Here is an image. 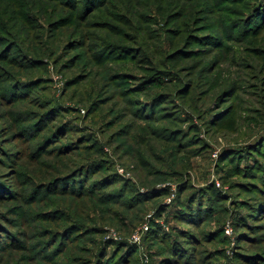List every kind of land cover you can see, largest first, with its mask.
<instances>
[{
    "label": "rangeland",
    "instance_id": "obj_1",
    "mask_svg": "<svg viewBox=\"0 0 264 264\" xmlns=\"http://www.w3.org/2000/svg\"><path fill=\"white\" fill-rule=\"evenodd\" d=\"M261 7L0 0V264H264Z\"/></svg>",
    "mask_w": 264,
    "mask_h": 264
},
{
    "label": "trees",
    "instance_id": "obj_2",
    "mask_svg": "<svg viewBox=\"0 0 264 264\" xmlns=\"http://www.w3.org/2000/svg\"><path fill=\"white\" fill-rule=\"evenodd\" d=\"M103 2H104V0H103ZM256 12V11H255ZM263 13H264V9L261 7V9H260V12H258L257 14H255V15H253L249 20H248V22L247 23H243V25L245 26L244 28H241V31H242V29H243V35L246 37V36H254V35H258L261 31H263L264 30V15H263ZM242 22H238V24L237 25H235L234 23V25H231V27H229V31L231 32V33H234V32H237V31H240V25H242L241 24ZM254 25H256L255 26V28H253L254 27ZM244 30H246L245 32H244ZM224 34H225V36H227L226 35V33L224 32ZM227 34H228V32H227ZM228 38H229V35L227 36ZM153 79V81H151L152 83H154L155 84V78H152ZM158 82V81H157ZM215 193V192H214ZM199 203V201H197V200H195V201H193L192 203H190V205H189V207H188V209H189V213H188V216H190V217H192L191 219L193 220V221H197L198 219H203L205 216H204V210H203V208L202 207H200V209L199 210H197V208H198V206H197V204ZM184 217H186L185 216V214H183V218ZM188 219V218H187ZM195 224H197L196 222H195ZM155 236H160V234H157V235H155ZM189 238H187L186 239V241H197V239H196V237H195V235L194 234H190L189 236H188ZM190 238H192V239H190ZM181 249H183V247H179V250L181 251ZM105 264H109L108 262L107 263H105Z\"/></svg>",
    "mask_w": 264,
    "mask_h": 264
}]
</instances>
